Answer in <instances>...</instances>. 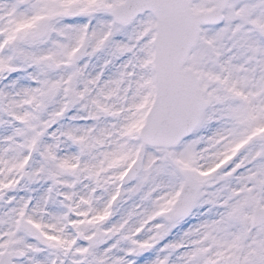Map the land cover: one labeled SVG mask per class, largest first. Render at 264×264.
<instances>
[{
  "label": "snow or ice",
  "instance_id": "snow-or-ice-1",
  "mask_svg": "<svg viewBox=\"0 0 264 264\" xmlns=\"http://www.w3.org/2000/svg\"><path fill=\"white\" fill-rule=\"evenodd\" d=\"M0 264H264V0H0Z\"/></svg>",
  "mask_w": 264,
  "mask_h": 264
}]
</instances>
